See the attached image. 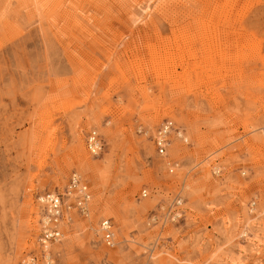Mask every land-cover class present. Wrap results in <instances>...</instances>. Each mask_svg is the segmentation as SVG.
Returning <instances> with one entry per match:
<instances>
[{"label": "rangeland", "instance_id": "374dc122", "mask_svg": "<svg viewBox=\"0 0 264 264\" xmlns=\"http://www.w3.org/2000/svg\"><path fill=\"white\" fill-rule=\"evenodd\" d=\"M164 120L188 144L158 156ZM72 173L91 212L55 264H264V0H0V264Z\"/></svg>", "mask_w": 264, "mask_h": 264}, {"label": "built area", "instance_id": "2783aa9c", "mask_svg": "<svg viewBox=\"0 0 264 264\" xmlns=\"http://www.w3.org/2000/svg\"><path fill=\"white\" fill-rule=\"evenodd\" d=\"M185 130L181 127L175 126L174 123L164 120L161 126L158 128L154 138H153V146L155 148V151L158 156H163L167 153V149L170 148L172 140L178 139L179 141L183 142L184 144H188V141L185 138ZM85 145L89 151H91L92 154H96L100 152V149L102 147V142L100 140V136L92 131L88 133L85 139ZM219 170L216 168V170L212 169L213 175H219ZM83 181V182H81ZM69 190L72 192V195L77 196L76 203L74 204L75 208L72 210H76L80 215H83L87 212L86 203L89 200V190L87 187V184L82 179V177L77 173H72L69 178L68 183ZM47 194V193H46ZM147 193L145 190L142 191V196L146 197ZM60 196V195H59ZM180 199H176L172 202L171 208L169 209V217L172 220H178L183 217V215L180 216H173L174 210H176V207L179 208V201ZM254 205V203H253ZM252 205V206H253ZM59 208L54 207V209ZM174 209V210H172ZM62 211V212H61ZM58 214L51 215L48 218V221L43 224V227L41 228V236L39 237L40 247L42 249L44 242H50V245L54 242L58 241L59 234H57V229L55 225L57 223V220H59V223L63 222L65 219V212L61 210ZM68 213L71 212V210L67 209ZM66 213V214H68ZM84 216V215H83ZM167 219H165L166 221ZM51 223H54V226H51ZM101 225L102 230V236H101V242L104 245V247H107L108 249H113L115 247V236L113 231V224L110 219H106L103 221H100L99 223ZM59 226V224H58ZM59 243V241L57 242ZM43 250V249H42ZM43 252V251H42ZM31 256L32 262L35 260L34 255L32 253L29 254L27 259ZM23 260L24 262H21V264H29L26 260Z\"/></svg>", "mask_w": 264, "mask_h": 264}, {"label": "bare ground", "instance_id": "6f19581e", "mask_svg": "<svg viewBox=\"0 0 264 264\" xmlns=\"http://www.w3.org/2000/svg\"><path fill=\"white\" fill-rule=\"evenodd\" d=\"M168 121L174 123L171 120H168ZM175 126H176V124H175ZM94 132H96V131H94ZM185 138L188 141L187 136H185ZM85 149H86L87 153H89L92 156H95V155L99 154V153L92 154L91 151H89L87 149L86 145H85ZM101 149H102V147H101ZM101 149H100V151H101ZM163 156H165V155H163ZM79 161H81V160H79ZM87 163L88 162L86 161L85 165H87ZM81 182H83V181H81ZM68 183H69V180H68ZM91 198L92 197H91V194L89 192V200L86 203V208L88 210H87V212L85 214H83L84 216L83 215H80V216L87 217V218L89 217V214L91 212V210H90ZM76 199H77V196L72 195V192L69 190L68 184L64 188L63 192H58V191L48 192L47 194L44 193V194H41V195L38 196L37 203H38V206L40 208V210H39L40 233L38 235V239L41 236V230H42L41 228L43 227V224H45L48 221V218H49L50 214L51 215L58 214L61 210L66 211L65 212V219L61 223H59V220H57V223L55 225H57L56 226V229H57L56 233L59 234V237H60V238H58V241L61 242L64 239L65 232H67V231H65V229L73 224L72 221L74 222V220H73L74 214H70V213L71 212L74 213L73 211H75L77 214H79L76 210H72V209L75 208L74 204L76 203ZM77 201H78V199H77ZM57 206L59 208L54 209V207H57ZM67 209L71 210V212L68 213ZM92 212H93V208H92ZM66 213H68V214H66ZM103 220H106V219H103ZM58 224H59V226H58ZM51 226H54V223H51ZM102 230H103V228H101V225H100L101 236H102ZM38 239H37L38 253L34 255L35 260L32 262L31 256L27 259V257L29 256V254H28L26 257L21 259L20 264H21V262H24L23 260H25V259H27L26 261L29 264H55V259H54V254H53L54 251H53L52 247H54L57 244L58 241L54 242L51 245H50V242H44L43 246H42V249H43L42 250L41 247H40L41 241L39 242Z\"/></svg>", "mask_w": 264, "mask_h": 264}]
</instances>
